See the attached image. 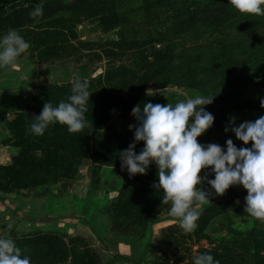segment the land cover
<instances>
[{"label": "rangeland", "instance_id": "obj_1", "mask_svg": "<svg viewBox=\"0 0 264 264\" xmlns=\"http://www.w3.org/2000/svg\"><path fill=\"white\" fill-rule=\"evenodd\" d=\"M219 14L230 19L214 24ZM9 29L30 47L0 68V195L54 218L30 224L0 206V235L21 242L30 264H193L205 252L219 264H264V222L244 212L242 185L195 205L197 227L185 233L153 187L157 166L130 175L119 158L134 139V106L196 95L214 97L199 143L251 147L225 128L264 115V14L229 0H0V35ZM77 76L91 93L87 126L33 134L32 118L66 100Z\"/></svg>", "mask_w": 264, "mask_h": 264}, {"label": "clouds", "instance_id": "obj_2", "mask_svg": "<svg viewBox=\"0 0 264 264\" xmlns=\"http://www.w3.org/2000/svg\"><path fill=\"white\" fill-rule=\"evenodd\" d=\"M229 4L241 13L264 14V0H229ZM42 11V6H37L29 15L37 17ZM29 47V42L15 29L0 35V68L14 67ZM88 88L86 80L74 77L71 94L55 106L46 102L41 113L32 118L31 132L43 135L49 125L56 123L65 125L69 133L83 130L88 124L85 117L91 94ZM213 98L196 95L174 105L137 104L132 109L137 123L129 125L134 139L119 153L121 168L130 175L145 174L153 163L157 166L158 181L153 187L163 193V202H170V214L179 218V226L185 233L197 227L202 209L195 205L210 203L213 194L223 195L232 185H242L247 190L244 212L264 222V115L238 125L232 117L225 128V132L234 133L244 145L251 141V147L238 148L231 138L226 147L201 144L197 137L214 122L213 114L204 107ZM260 103L264 107V99ZM140 141L144 144L137 154L135 148ZM202 168L209 169L214 178L207 179V173L201 175ZM205 180L210 189L201 186ZM0 264H30V257L23 254L13 239L0 235ZM193 264H219V261L205 252L196 255Z\"/></svg>", "mask_w": 264, "mask_h": 264}, {"label": "water", "instance_id": "obj_3", "mask_svg": "<svg viewBox=\"0 0 264 264\" xmlns=\"http://www.w3.org/2000/svg\"><path fill=\"white\" fill-rule=\"evenodd\" d=\"M4 91L6 90L3 88H0V93H3ZM0 206L10 211L18 219L24 222H28L30 224L44 223L45 221L54 219V218H35V217L28 216L24 214L23 212H21L20 210H18L15 207L14 202L4 195H0Z\"/></svg>", "mask_w": 264, "mask_h": 264}, {"label": "trees", "instance_id": "obj_4", "mask_svg": "<svg viewBox=\"0 0 264 264\" xmlns=\"http://www.w3.org/2000/svg\"><path fill=\"white\" fill-rule=\"evenodd\" d=\"M189 16H191V15H189ZM237 17H241V16H237ZM175 18V20L177 19V17H174ZM230 19V17H226L224 14H219V15H217L216 17L214 16V18H213V23L214 24H219V25H222L221 23H225L226 21H228ZM176 21H174V23H175ZM202 22H204V23H206L207 24V22L206 21H204V20H202ZM202 22H200V23H202ZM16 243V242H15ZM19 244H17L16 243V245L18 246V247H24L22 244H21V242H18ZM23 251V250H22Z\"/></svg>", "mask_w": 264, "mask_h": 264}]
</instances>
